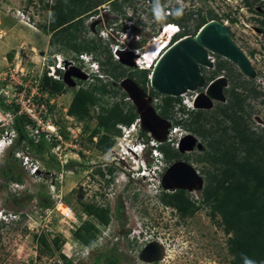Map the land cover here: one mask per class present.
Wrapping results in <instances>:
<instances>
[{"label":"rangeland","instance_id":"rangeland-1","mask_svg":"<svg viewBox=\"0 0 264 264\" xmlns=\"http://www.w3.org/2000/svg\"><path fill=\"white\" fill-rule=\"evenodd\" d=\"M52 2L53 0H0V98L6 105L17 106V115L27 117L26 110L19 102L25 99L23 96L27 93L29 97V92L31 93L35 86L40 89L41 79L44 73L47 74L48 66L57 63L56 56L60 61L67 63L70 60L75 61L81 71L91 73L87 64L78 61L79 55L74 51L60 50L58 45L50 43L51 34L45 30L49 29L51 18L49 9L45 6L51 5ZM116 2L123 5L125 15L132 12L128 8L131 5L136 12L141 13L138 16L142 17L144 23L136 28L138 38L135 42L138 44L136 48H140L142 53L147 52L145 45L153 38L169 39L168 31L163 36L160 31L170 22L165 12L169 8L171 13L174 0H161L158 4L151 5L143 4L140 0ZM178 3L187 13L193 14L187 24L188 36L192 35L199 20L212 11L224 22L236 45L249 58L255 72L252 80L260 87L263 96L247 100L249 105L246 106L245 121L257 135L264 136V34L259 32L256 22L259 7L255 5L249 8L242 0H178ZM112 4L114 3L99 4L95 8V13L80 17L83 19V26L77 34L78 41L94 39L104 48L105 52L101 59L106 57L107 47L110 51L112 44V41L108 40L110 36L107 33L110 31L108 28L117 24L116 28L121 32L126 27L124 17L113 11ZM127 35L128 38L133 37L134 28ZM111 55L114 61L122 64L113 54ZM90 56L85 59H89ZM210 56L213 62L216 58L214 55ZM122 65L126 69L134 70L128 64ZM212 69L213 67L204 68L201 72L208 75ZM236 70L240 71L238 68ZM100 74L105 80L104 83L110 84L111 89L122 90L121 80L116 83L102 72ZM68 75L71 76H60V81L66 87L63 94L50 97L46 92L39 90L38 99V102L45 104L43 107L46 109L43 112V125H40L39 129L42 127L46 130L47 126H53L55 130L58 127L57 133L62 136L61 141L47 143L52 149L43 156L36 151L29 152L28 156L31 157L34 166H26L25 168H28L26 170L22 166V161L17 163L16 172L21 180L17 188L9 187L13 181L4 186L0 176V212L24 214V218L21 217L18 222L9 224L0 222V264H64L61 256L72 264H100L98 256L104 258L108 251L123 256V263L120 264H230L231 256L227 251L228 236L212 220L207 208H201L192 217L181 218L174 208L165 207L157 198L161 191V177L170 164L163 162L147 185L145 181L136 177V167L132 160L126 155L125 159L121 157L125 151L120 147L123 141L117 143L118 137L117 144L108 154L103 155L97 151L96 142L93 139L89 140V134L95 130L97 133L95 137L99 138L102 133L95 118L99 107L92 110L90 120H77L67 113L73 93L80 86L89 87L94 82L93 78L73 77V72ZM247 78H244V81H247ZM203 91L205 88H198L195 92L182 95V104L191 108L196 95ZM103 97L109 105L121 100L120 95ZM123 100L132 104L128 97ZM156 102L157 100L152 99L151 106L154 109ZM24 106L27 109L32 108L29 102ZM215 111V108L212 109L211 114ZM12 118L9 111L0 108V140L6 139L9 134L15 135L13 131H9L12 130ZM32 125L28 126V135L29 132L30 135L34 134L36 130ZM63 132L67 138L63 136ZM158 132L160 135L163 133L162 130ZM122 134L121 132V136ZM185 135L193 136L197 142L192 151H186L181 155L194 156L200 153L203 149L202 141L182 128H179L178 133H170L171 146L178 148V140ZM40 139L41 136L38 140ZM197 144L201 147H197ZM23 152L27 155L25 151ZM6 153L0 154V170H9L10 163ZM51 156H57V161L55 163L52 161L53 167L51 165L46 167L45 162H49ZM141 158L148 159V156L143 155ZM180 161L185 162L184 159ZM188 163L204 177L200 172L202 165L194 163L193 160H189ZM33 167L37 170L32 174L30 171ZM108 167L114 170L111 176L108 173L104 177L97 174L96 170L103 172ZM57 194L65 197L74 208L75 214L81 212L83 221L89 220L96 224L99 234L96 244L90 249L73 237L80 223L62 220L55 212L47 215L46 208L40 205L39 202L44 201L49 203L50 206H47L49 209L52 208ZM186 195L196 202L200 200L199 184L195 185L192 191H186ZM28 196H31V200L27 202ZM82 202L102 207L109 206L110 223L101 226L93 218L86 216L80 210ZM118 206L119 213L115 215ZM29 216L31 218H28ZM218 219L217 217L216 220ZM143 225H146L148 230L144 229ZM140 231H144V234L133 241V237ZM40 234L45 235L49 249H44L37 241L36 237ZM53 239H59L58 247L53 244ZM152 242L159 245L161 253H157L153 248H148V252L144 251ZM142 252L146 260L153 261L142 260L140 255Z\"/></svg>","mask_w":264,"mask_h":264},{"label":"trees","instance_id":"trees-1","mask_svg":"<svg viewBox=\"0 0 264 264\" xmlns=\"http://www.w3.org/2000/svg\"><path fill=\"white\" fill-rule=\"evenodd\" d=\"M97 1L53 0L51 5L47 4L45 8L49 9L51 19L49 29L45 31L51 34L50 43L58 45L60 50L69 49L78 55H91L98 62L100 71L116 83L129 78L145 92L149 90V96L157 100L155 110L160 117L170 121L173 127H180L193 133L202 141L203 149L194 156H182L177 149L171 146L170 142L159 144L157 147L166 164L184 159L187 163L193 160L194 163L202 165L200 172L204 177H202L200 200L197 202L192 200L184 190L174 192L161 190L157 198L165 207L174 208L181 218L192 217L201 208H207L212 220L228 236L227 251L231 256L230 264H264V136L257 135L245 121V110L249 105L247 100L260 98L263 93L257 90L258 86L254 84V80L247 78L248 80L244 81L246 78L244 74L237 71L226 60L217 57L216 68L208 75L204 73L203 76L209 83L225 71L230 86L224 89L227 102H216L212 108L216 109L215 113L211 114L212 109L206 111L188 109L182 104L181 97L174 98L157 94L148 88L149 71L124 68L122 64L113 60L108 47L106 57L101 59V55L105 52L104 48L94 39L78 41L77 34L83 26V19L80 17L95 13V8L99 4L112 1L113 11L125 17V11L122 10L123 5L116 4L117 0ZM243 1L249 8L257 2V0ZM192 15V12L187 13L178 6L167 15L169 23H176L182 30L172 42L189 35L187 24ZM216 17L212 11H209L208 16L202 17L194 26L191 36H194L208 20L217 19ZM261 24L264 32V21ZM168 41L169 39L160 40L166 48L172 45ZM92 78L94 82L89 87L80 86L73 93L67 113L77 120H90L92 110L99 107L95 118L102 133L95 143V148L105 155L116 144V138L121 135L119 126L129 127L138 115L132 104L124 102L123 99L127 98V95L121 89H111L110 84L104 83L103 78ZM65 90L66 87L62 81L55 80L44 73L40 91L53 97L63 94ZM104 95L111 97L120 95L121 100L109 105V102L104 101ZM0 108L9 111L13 117L11 129L16 133L14 143L6 153L10 163L9 170L1 169L0 176L4 186L12 181V183L19 184L21 180L17 176L16 165L20 159L16 158L15 154L25 151L29 155V152L36 151L43 156L44 153H49L52 147H48L49 142L44 134H41V139L37 142L28 136L26 127L32 125V121L24 115H17V106L6 105L0 98ZM96 135L94 130L89 134V140L91 141ZM140 135L146 137L144 133ZM63 136L67 138L64 132ZM52 161L55 163L57 156H51L49 162H45V166L53 167ZM113 172V168L108 167L106 171L99 170L98 173L104 177L107 173L111 176ZM30 200L31 196H28L27 202ZM62 200L71 207L65 197H62ZM39 203L44 208L50 206L44 201ZM71 208L74 211V208ZM80 210L101 226H107L110 223L109 206L102 207L82 202ZM118 213L119 206L116 208L115 215ZM80 214L81 212H76L80 225L74 231L73 237L84 247L91 248L96 244L98 228L92 221H83ZM20 217L24 218V214ZM217 217L218 220H216ZM36 238L44 249H49L45 235L40 234ZM52 242L58 247L59 239H53ZM61 257L64 264H72L64 256ZM98 259L101 260L100 264L123 263V256L111 251H108L104 258L98 256Z\"/></svg>","mask_w":264,"mask_h":264},{"label":"water","instance_id":"water-1","mask_svg":"<svg viewBox=\"0 0 264 264\" xmlns=\"http://www.w3.org/2000/svg\"><path fill=\"white\" fill-rule=\"evenodd\" d=\"M140 1L158 4L161 0ZM137 35L138 29L135 28L131 43V46L135 48L138 47L134 40ZM175 43L162 54L150 75V88L159 95L179 98L188 92H195L198 88H205V91L197 94L193 101L195 109H211L214 106V101L224 103V89L228 86L227 78L219 76L207 84L201 72L202 68L213 67V63L208 59L210 55L231 62L250 79L255 77L249 58L236 45L228 28L220 21L211 20L204 24L194 36H184ZM120 62L134 68L131 53L122 54ZM67 65L68 63L65 62V67ZM72 72L73 77L86 79V75L76 67H70L64 75L69 77L71 75L68 74ZM120 87L135 107L142 131L149 133L159 143L166 142L172 124L157 114L151 106L152 98L129 78L122 79ZM158 130H162L163 133L160 135ZM196 142V139L191 135L183 137L179 143V152L192 151ZM197 147L201 146L197 144ZM161 184L167 191H192L198 184L199 188H202L203 179L192 164L176 161L166 168L161 178ZM148 248H153L157 253H161L159 245L154 242L148 244L144 251L148 252ZM140 255L142 260L147 259L144 252Z\"/></svg>","mask_w":264,"mask_h":264},{"label":"built area","instance_id":"built-area-1","mask_svg":"<svg viewBox=\"0 0 264 264\" xmlns=\"http://www.w3.org/2000/svg\"><path fill=\"white\" fill-rule=\"evenodd\" d=\"M165 1V0H163ZM141 3H147V5H151L149 2L147 1H141ZM176 4L174 3V5L171 7L172 10L176 8L175 6ZM155 7V6H154ZM181 9H183V7H181ZM154 10V8H153ZM171 10V11H172ZM135 10H133L132 12H134ZM170 9L167 8L166 9V15H169L170 14ZM137 14H141V13H137ZM223 25H224V22L220 21ZM143 24V19L141 16H138V18H136L135 21H128L127 22V25L129 26L128 27V33L129 32H132V28H138L140 27V24ZM172 29L171 31L169 29ZM110 31L107 32L108 35H110L111 37H113L116 41H118V43H114L112 45V49H111V52L114 56V58L116 60H120L122 54L124 53H131L132 54V60L134 62V69H138V70H147L149 71V75H148V79H149V85H150V75H151V72L153 70V68L155 67V64L157 63V60L156 58L158 57L159 53L162 51L160 50V52L156 53L155 57H153L152 59L150 58L149 61H147L148 59V52H149V49H152L151 46L155 47L156 43V38H153L151 42L149 43H146L145 45V48L147 49V52L145 53H142L141 52V49L140 48H131L130 47V42L133 40V37L130 36L128 38V35L125 34L123 36V40H119L118 38H116L113 34V31H114V26H112L111 28H108ZM179 29L178 25L176 24H173V23H167L166 25H164L162 28H161V31L160 33H164V32H167L168 31V34H169V43H172V39L176 36V31ZM138 37H136L135 39H137ZM122 43V45H120ZM148 47V48H147ZM168 49V48H167ZM164 53V52H163ZM162 53V54H163ZM118 56V57H117ZM162 55H160L161 57ZM209 59L210 61L212 60L211 56H209ZM156 60V61H155ZM155 61V62H154ZM63 62H61L60 60L58 61V63L56 64V67H58L60 70L62 69L63 72H65L66 70V67H65V64H62ZM68 64L69 66H72V67H77L76 63L72 60L68 61ZM49 72H48V76H51L52 78L54 79H59V75L58 73H56V69L53 68V67H49ZM54 71V72H53ZM84 72V70H83ZM85 73V72H84ZM86 79H89L91 77L90 74H86ZM36 88L34 90H32V92L30 93L29 92V97H28V93L27 95H24L23 97L25 98L24 100H21L19 103H21V107L23 106V108L26 110L27 112V117L32 121L33 125H32V128L35 127V132L34 134L31 133L30 135V132H29V137L31 138H34V140L37 142L38 141V138L41 136V134H44L45 135V138L47 139V141L50 143H54V141H61V135H59L57 133V128H55V130L53 129L54 127L53 126H47L46 130H43V128L41 127L39 129V126L40 125H43V117H44V111H46V109H44L43 106H45V104L43 102H38V99H39V88H37V86H35ZM150 87V86H149ZM38 90V91H37ZM31 98V99H30ZM26 102H29L31 104V109H27L24 105ZM47 103V102H46ZM21 111V110H20ZM140 123V120L139 119H136V125L138 126ZM28 126H31V125H28ZM28 126L26 127V130L28 131ZM53 127V128H52ZM50 128H52V130H50ZM124 128V127H123ZM32 130V129H31ZM30 130V131H31ZM175 130V129H173ZM28 134V132H27ZM77 141V139L75 140ZM168 141H170L168 139ZM55 149V148H54ZM57 150V149H56ZM61 154V152L59 153V155ZM17 157L18 158H21L23 159V162H22V165L24 167H30L31 165V162H30V157L28 155H24L22 152L20 153H17ZM36 170V168L34 167L31 172L33 173L34 171ZM18 187L19 184L17 183H11L9 187ZM45 213H47V215L49 213H57L60 218L62 220H66V221H69L71 223H80L78 217L76 216V214L74 213V211L72 210V208L68 205H66L64 203V201L62 200V196L57 194L55 195V201H54V204H53V207L52 208H46L45 209ZM22 213H12V218H14L15 220H19L21 219L20 215ZM28 218H31L30 216ZM90 249V248H88Z\"/></svg>","mask_w":264,"mask_h":264},{"label":"clouds","instance_id":"clouds-1","mask_svg":"<svg viewBox=\"0 0 264 264\" xmlns=\"http://www.w3.org/2000/svg\"><path fill=\"white\" fill-rule=\"evenodd\" d=\"M175 6H178L179 8H181L182 6H179V3H177ZM184 10H186L184 7H183ZM136 15L134 14V12H127L126 15H125V19H124V24L126 25V27H124V29H122V31L120 32L118 30L117 27V24L114 26V31H113V34L116 38H118L119 40H123V36L125 34L128 33V25H127V22L128 21H135L136 20ZM179 27V26H178ZM136 28V27H135ZM134 28V29H135ZM181 33V29L179 27V29L176 31V36H178L179 34ZM175 36V37H176ZM174 37V38H175ZM173 38V39H174ZM111 40L112 41V44H111V48H112V45L114 43H118V41H116L113 37L109 36L108 40ZM172 39V40H173ZM180 39V38H179ZM178 39V40H179ZM136 41V39H134ZM177 41V40H176ZM175 41V42H176ZM133 42V40L130 42V47L132 48L133 46H131V43ZM172 42V41H171ZM175 42H172L171 44H174ZM122 45V43L120 44ZM110 48V50H111ZM134 48V47H133ZM124 54V53H123ZM88 54H81L78 56V61L81 62H84V64H87L88 68H89V71H91V73H89L91 75V78L92 77H98V78H102V75L100 74L101 71H100V66L98 64V62H96L92 56H90L89 59H85L87 58ZM55 59L57 60V63L59 61L58 59V56L55 57ZM63 62L62 64H65L64 61H61ZM75 62V61H74ZM52 64L50 66H48V69L49 67H53L56 69V73H58L59 75V79H55V80H61L60 76L64 75L65 73L63 72V70L59 69L58 67H56V64ZM72 67V66H71ZM78 68V66L76 67ZM79 69V68H78ZM50 70V69H49ZM48 70V72H49ZM81 71V69H79ZM48 72H47V75H48ZM83 72V71H81ZM85 72V70H84ZM83 72V73H84ZM85 74V73H84ZM51 77V76H49ZM52 78V77H51ZM54 79V78H53ZM210 83V82H209ZM208 84V83H207ZM197 96V95H196ZM130 101V100H129ZM188 109H195L193 106L190 108L189 106H186ZM11 116V115H10ZM139 119V117L137 118ZM141 122L139 123V125L137 126L136 125V120L134 121V123L132 125H130L129 127H126V126H119L121 132L123 133L122 136L120 135V137L118 138V141L117 143H119L121 140L123 141L122 144H121V148H123V151L125 152H122L123 156H121L123 159H125L124 155H126L127 157H129V159L132 160L134 166L136 167V177L142 181H145L148 185V182L150 183L151 182V179L154 178L155 174L159 171L162 163L164 162L163 161V155L162 153L157 149L158 145L159 144H163V143H159L157 142L155 139H153L149 133L147 132H143L142 129H141ZM124 127V128H123ZM139 127V128H137ZM180 127H173L171 126L170 130H169V134H168V138H167V141L166 142H171V141H168L169 137H170V133L171 132H175V133H178V130H179ZM138 129V130H137ZM175 129V130H173ZM173 130V131H172ZM9 131H13V130H10ZM8 131V133H9ZM15 133V131H13ZM140 133H144L146 134V137H142L140 135ZM126 134V135H125ZM125 136V137H123ZM187 136V135H185ZM185 136H182L179 140H178V148H179V143H180V140L185 137ZM16 138V133L15 135L13 134H9L7 135V138L6 139H2L0 140V154H3L4 152H7L11 146L13 145L14 143V140ZM164 142V143H166ZM116 143V144H117ZM115 144V145H116ZM114 145V146H115ZM114 146L112 147V149L114 148ZM173 146V145H172ZM178 148H176L178 150ZM111 149V150H112ZM2 150H6V151H2ZM110 150V151H111ZM109 151V152H110ZM21 151L17 152V153H20ZM108 152V153H109ZM179 152V150H178ZM17 153L15 154V157H17ZM23 153V152H22ZM106 153V154H108ZM182 154V153H181ZM143 155H147L148 156V159L145 158L144 160L141 158L143 157ZM20 159V162L22 161L23 162V159L21 158H18ZM148 161V162H147ZM30 162H31V166H34L33 163H32V160H31V157H30ZM138 162V163H137ZM165 163V162H164ZM172 164V163H171ZM170 164V165H171ZM190 164V163H189ZM23 166V165H22ZM134 166H132V168H135ZM24 167V166H23ZM25 168V167H24ZM34 168V167H33ZM32 168V169H33ZM36 168V167H35ZM28 169V168H25V170ZM37 170V168H36ZM35 170V171H36ZM30 171V170H29ZM34 171V172H35ZM197 171V170H196ZM33 172V173H34ZM198 172V171H197ZM30 173H32L30 171ZM32 173V174H33ZM164 174V173H163ZM199 174V173H198ZM163 176V175H162ZM162 178V177H161ZM161 190L165 191V192H174V191H167L165 189H163L162 187V184H161ZM161 192V191H160ZM15 220L14 218H12V213H9V212H0V222L2 223H5V224H9V223H14ZM143 228L148 230L147 226L146 225H143ZM141 234H144V231H140L138 234H136L137 236H134L133 237V241H135V238L136 237H139Z\"/></svg>","mask_w":264,"mask_h":264},{"label":"flooded vegetation","instance_id":"flooded-vegetation-1","mask_svg":"<svg viewBox=\"0 0 264 264\" xmlns=\"http://www.w3.org/2000/svg\"><path fill=\"white\" fill-rule=\"evenodd\" d=\"M136 1H138V0H136ZM193 1H195V0H193ZM243 1V0H242ZM112 1H110V3H111ZM148 2V1H147ZM174 2H175V4H177L178 3V0H174ZM244 2V1H243ZM194 3V2H193ZM244 4H245V2H244ZM255 5H257V7H259V12H257V18H256V22H257V25H258V30H259V32L261 33V34H264V32H263V27H262V22L264 21V0H257V2L254 4V6ZM128 8L129 9H131V11H133L134 9H133V7H132V5L131 6H128ZM96 11V10H95ZM138 12H136V11H134V14L136 15V16H138L139 14H137ZM137 18V17H136ZM217 19H212V20H217V21H220V19H219V16H217L216 17ZM123 19H125V18H123ZM209 21H211V20H208L207 22H209ZM206 22V23H207ZM100 23V22H99ZM205 23V24H206ZM112 26H110L109 28H111ZM218 56H215V60L212 62L213 63V69L212 70H214L215 68H216V63H217V61H218V58H217ZM225 60V59H224ZM227 61V60H226ZM227 62H229V61H227ZM230 64H232L231 62H229ZM234 67H236L234 64H232ZM71 66H69V65H67V67H66V70H65V72L70 68ZM237 68V67H236ZM202 69H204V68H202ZM201 69V70H202ZM239 70V69H238ZM64 72V73H65ZM226 72L224 71V77L225 78H228L227 76H226V74H225ZM229 85V84H228ZM257 90L258 91H260L261 93H263L261 90H260V87L258 86L257 87ZM263 96V94L261 95V97ZM216 103V102H215ZM194 110H199V109H194ZM93 140L95 141V142H97V140H98V138H96V137H93ZM96 172H97V174L98 175H100L98 172H99V170H96ZM110 180H108V182H109Z\"/></svg>","mask_w":264,"mask_h":264},{"label":"bare ground","instance_id":"bare-ground-1","mask_svg":"<svg viewBox=\"0 0 264 264\" xmlns=\"http://www.w3.org/2000/svg\"><path fill=\"white\" fill-rule=\"evenodd\" d=\"M166 34V32H164V33H162V35L161 36H163V35H165ZM168 37H169V34L167 35ZM187 38V37H186ZM169 42V41H168ZM155 47H153V46H151V48H152V51L149 49V52H148V59H147V61H149V59L151 58H153V57H155V55H156V53H158V52H160V50H162L160 53H159V55H158V57L156 58V60L158 61L159 60V58H160V55H162V53L163 52H165L166 50H167V48H165V46L160 42V39L159 40H156L155 41ZM176 44V43H175ZM171 46V45H170ZM169 46V47H170ZM168 47V48H169ZM148 48V47H147ZM209 59V58H208ZM155 60V61H156ZM210 60V59H209ZM154 61V62H155Z\"/></svg>","mask_w":264,"mask_h":264}]
</instances>
